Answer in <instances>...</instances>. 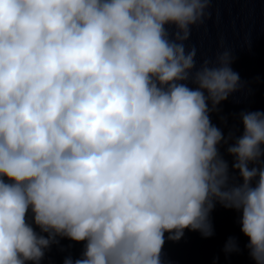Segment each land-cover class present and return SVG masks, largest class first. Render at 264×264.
Here are the masks:
<instances>
[{
	"label": "clouds",
	"instance_id": "clouds-1",
	"mask_svg": "<svg viewBox=\"0 0 264 264\" xmlns=\"http://www.w3.org/2000/svg\"><path fill=\"white\" fill-rule=\"evenodd\" d=\"M212 2L0 0V264L57 238L83 242L63 264H163L165 233L210 237L217 204L264 264V111L225 135L231 51L197 65L185 44Z\"/></svg>",
	"mask_w": 264,
	"mask_h": 264
},
{
	"label": "water",
	"instance_id": "water-1",
	"mask_svg": "<svg viewBox=\"0 0 264 264\" xmlns=\"http://www.w3.org/2000/svg\"><path fill=\"white\" fill-rule=\"evenodd\" d=\"M208 10L209 18L199 28L193 27L185 44L196 46L197 65L205 57L214 58L219 51H231L230 66L239 74L244 87L231 93L217 106L219 111L211 112L210 116L225 135L230 130L239 135L241 111H264V0H213ZM226 147L221 145L220 152L231 169L233 157L225 152ZM210 220L213 227L210 237L185 229L179 241H172L165 233L163 264H254L245 247L247 237L240 231V213L217 204L210 213ZM229 237L237 240L239 252H224ZM57 239L58 243L45 251L40 264H63L69 255L73 259L80 256L83 242Z\"/></svg>",
	"mask_w": 264,
	"mask_h": 264
}]
</instances>
